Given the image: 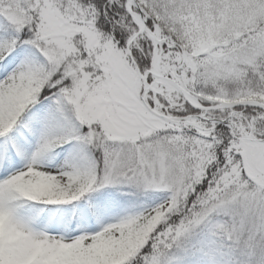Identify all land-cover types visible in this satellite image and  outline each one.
<instances>
[{"label": "snow or ice", "instance_id": "snow-or-ice-1", "mask_svg": "<svg viewBox=\"0 0 264 264\" xmlns=\"http://www.w3.org/2000/svg\"><path fill=\"white\" fill-rule=\"evenodd\" d=\"M0 264H264V0H0Z\"/></svg>", "mask_w": 264, "mask_h": 264}]
</instances>
